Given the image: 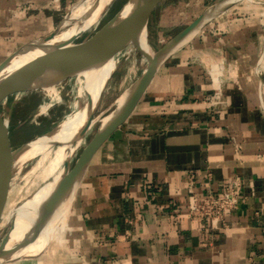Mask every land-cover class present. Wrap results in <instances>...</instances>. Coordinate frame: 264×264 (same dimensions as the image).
<instances>
[{"label": "crops", "instance_id": "obj_1", "mask_svg": "<svg viewBox=\"0 0 264 264\" xmlns=\"http://www.w3.org/2000/svg\"><path fill=\"white\" fill-rule=\"evenodd\" d=\"M80 1L0 0V63ZM217 1L167 0L159 22ZM233 178L244 187L226 227L191 218V182L220 194ZM73 206L48 257L12 264H264V0H241L165 59Z\"/></svg>", "mask_w": 264, "mask_h": 264}, {"label": "water", "instance_id": "obj_2", "mask_svg": "<svg viewBox=\"0 0 264 264\" xmlns=\"http://www.w3.org/2000/svg\"><path fill=\"white\" fill-rule=\"evenodd\" d=\"M159 0H127L122 7L107 20L94 33L86 36L82 41H77L86 31L80 32L72 40L67 42H54L61 33L69 13L65 16L59 26L50 34L34 39L8 56L0 63V106L11 94L22 90H44L57 86L64 81L82 74L86 70H93L100 66L102 58L118 39L130 30H136L140 35L146 32V40L152 53L146 52L148 63L146 68L127 88L120 97L128 92L120 108H117L118 98L106 111L97 117L93 113L89 115L88 124L94 123L97 118L105 114L114 113L111 121L99 128L90 141L84 146L76 162L72 159L65 162L64 174L59 180L49 198L42 205V208L57 201L70 184L80 175H84L89 163L100 145L120 125H122L132 114L147 86L152 81L155 73L165 59L180 45L186 42L204 26L216 19L226 10L241 0H218L206 8L187 27L174 35L161 47L154 49L149 39V22L154 8ZM115 0H111L99 15L90 28L96 25L102 17L110 10ZM77 41V42H76ZM140 46V45H139ZM142 48V46H140ZM29 57L22 66L5 74V71L12 63L21 57ZM113 75V74H112ZM110 76L105 88L100 93L98 104L101 102L107 85L112 77ZM96 106V107H97ZM109 112V113H108ZM12 121V108H8V115L4 120L0 114V216L4 210L8 198L10 180L13 174L10 172L12 162L23 153L28 145L37 138L52 134L59 125L30 139L29 141L13 147L10 143L9 128ZM87 126L83 128L86 130ZM91 127H89L90 129ZM88 129V128H87ZM57 143L53 144L56 145ZM12 225L4 228L0 234V263L15 262L8 260V256L22 249L25 244L19 242L13 250L7 249L9 232ZM15 251V252H14Z\"/></svg>", "mask_w": 264, "mask_h": 264}, {"label": "rangeland", "instance_id": "obj_3", "mask_svg": "<svg viewBox=\"0 0 264 264\" xmlns=\"http://www.w3.org/2000/svg\"><path fill=\"white\" fill-rule=\"evenodd\" d=\"M90 1L91 0H83L81 3H77L69 12L70 15L75 12H83ZM126 1L127 0H115L110 10L102 17V19L95 26L82 34V36L77 41H82L86 36L94 33L97 29H99L107 20L115 15V13L122 7V5ZM163 3H167V0H159L157 2L149 22V39L154 49L161 47L169 38L176 35L179 32L178 30L180 28L188 25L192 21V19H194L198 15V13L201 12L199 11L193 15L190 14V16H188L186 21L184 22H178L180 19L177 18L174 19V22L169 21L161 24L159 22V10L160 6ZM100 4L98 5V7L100 6ZM76 25H78L77 21H70L64 25L62 30L67 29V32L71 31L76 27ZM140 46L137 44H131L117 56L116 68L107 85L103 98L99 105L97 106V103V107L95 106L91 112H94L93 117H97L98 115L106 111L120 97V95L133 84V82L146 68L148 63L146 54L147 49L143 46L141 48ZM91 72L92 70H86L83 73L89 75ZM59 86L61 90L57 97H53L54 100H52V97H49L47 91L39 89L29 91L22 90L15 92L9 95L2 102L0 106V114L3 117L5 115L7 116V109L9 108V104L11 102H16L17 104L15 117L9 130L11 145L13 147H17L29 141L30 139L52 129L60 123H63L71 115H76L77 113H79V111L90 101L88 99L89 95L77 98V76L64 81L63 83L59 84ZM102 117L97 118L92 126L91 124L87 126L89 122L87 119L80 128H78L74 132L69 133L66 137L57 142L56 145H34L25 150L31 151L49 146L48 150H52V159L47 160V162L41 167V169L35 168L34 163H36V160L34 162H28L17 170L11 172L12 174H14L10 180L8 198L4 206V210L0 216V234L6 227L7 220H9L8 223L9 225H12L13 228L16 224V217L18 218L19 214L21 213L20 210L12 213V207L17 206L21 202L26 200L41 185L46 184L54 177L56 178L57 175L64 170V165L67 160L72 159V164L76 162L84 146L90 141L93 135L100 128L99 120ZM85 126H87L88 129L86 128V130H83ZM89 127L91 128L89 129ZM80 135L83 136L82 141L78 146H75L74 150L72 151L70 148L71 144ZM44 153L47 152H40L38 153L37 157H41ZM55 158L59 159L60 161L57 160V164L52 167V169H50L48 165L50 161ZM54 243L55 241H53V245ZM50 250L51 247L42 256L38 255L35 257L28 254L26 255V258H32L29 260H35L36 262H39L40 260H42L41 258L49 256Z\"/></svg>", "mask_w": 264, "mask_h": 264}, {"label": "bare ground", "instance_id": "obj_4", "mask_svg": "<svg viewBox=\"0 0 264 264\" xmlns=\"http://www.w3.org/2000/svg\"><path fill=\"white\" fill-rule=\"evenodd\" d=\"M82 1H80V3ZM110 1L111 0H91L83 12H75L71 15L69 13L65 24L70 21H77L78 25H76L73 30L68 32L67 29L62 30L61 33L56 37L54 42L70 41L80 32L89 30L92 24L97 20L99 15L103 12L106 5ZM99 4L100 6L98 7ZM131 44L141 45L147 49V52L152 53V49L150 48L146 40L145 31L142 35H140L136 30L132 29L122 35L118 39V41L104 55L98 68L93 69L89 75L82 73L77 76V98L89 95L88 99L90 101L79 111V113H77L76 115H71L67 120L61 123L52 134L37 138L35 141L31 142L28 145L27 149L34 145L46 146L49 144H55L64 137H66L69 133L74 132L81 127V125L88 119L92 110L98 103L100 93L103 91L110 76L113 74L117 64V56ZM27 60H29L28 56L16 59L12 63V65L5 71V74L15 70L16 68H19ZM44 90L47 91L49 97L55 98L58 96L61 88L59 85H57L46 88ZM127 93L128 92H125L124 95H122V97L117 101V108H120L122 106ZM54 98L52 100H54ZM114 115V113L104 115L99 120L100 128L106 126L114 117ZM82 138L83 136L80 135L71 144L70 148L72 151L74 150L75 146H78L80 144ZM48 147L25 151L21 153L12 162L10 172L17 170L28 162H34L36 160V163H34L35 168L41 169V167L47 162V160L52 159V150H48ZM45 151L47 153H44L39 158L37 157L38 153ZM57 160L60 161L56 158L50 161L48 165L50 169H52V167L57 164ZM63 174L64 170L59 173L56 178L54 177L46 184L41 185L19 205L12 207V213L16 212L17 210H20L21 213L19 214L18 218L16 217V224L9 232V241L7 244V249L13 250L19 242H24L25 246L17 252L14 251L15 253L10 254L8 256V260L18 262L23 259H26V255L28 254L33 255L35 257L38 255H43L44 253H46V251L50 249V247H52L53 241L56 240L58 236L59 230L63 228L67 219L72 213L71 210L74 209H72V206L78 193L80 182L82 179V175L78 176L70 184L68 189L62 195V197H60L57 201L50 204L49 206L42 208V205L44 204V202L47 201L55 186L62 178ZM8 221L9 220H7L6 222V226L9 225ZM7 263L4 262L0 264Z\"/></svg>", "mask_w": 264, "mask_h": 264}, {"label": "built area", "instance_id": "obj_5", "mask_svg": "<svg viewBox=\"0 0 264 264\" xmlns=\"http://www.w3.org/2000/svg\"><path fill=\"white\" fill-rule=\"evenodd\" d=\"M244 182L233 178L220 194L209 192L198 195L191 182L188 187V205L192 219L209 224L213 229L226 227L227 218L239 207L242 198Z\"/></svg>", "mask_w": 264, "mask_h": 264}, {"label": "flooded vegetation", "instance_id": "obj_6", "mask_svg": "<svg viewBox=\"0 0 264 264\" xmlns=\"http://www.w3.org/2000/svg\"><path fill=\"white\" fill-rule=\"evenodd\" d=\"M16 107H17L16 102H11V103L9 104V108H12V121H11L10 126L12 125L13 120H14V117H15ZM7 110H8V109H7ZM7 115H8V111H7ZM1 116H2V115H1ZM2 118H3L4 120H6L7 116H6V115H5L4 117L2 116ZM9 130H10V128H9ZM9 138H10V143H11L10 132H9Z\"/></svg>", "mask_w": 264, "mask_h": 264}]
</instances>
